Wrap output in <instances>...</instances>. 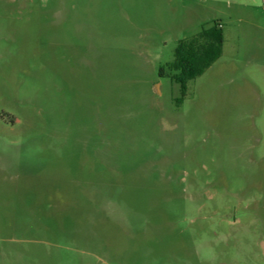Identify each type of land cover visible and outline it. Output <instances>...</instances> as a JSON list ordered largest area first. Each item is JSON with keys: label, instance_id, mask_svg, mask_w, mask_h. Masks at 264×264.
I'll return each instance as SVG.
<instances>
[{"label": "rangeland", "instance_id": "1", "mask_svg": "<svg viewBox=\"0 0 264 264\" xmlns=\"http://www.w3.org/2000/svg\"><path fill=\"white\" fill-rule=\"evenodd\" d=\"M0 264H264V0H0Z\"/></svg>", "mask_w": 264, "mask_h": 264}, {"label": "trees", "instance_id": "2", "mask_svg": "<svg viewBox=\"0 0 264 264\" xmlns=\"http://www.w3.org/2000/svg\"><path fill=\"white\" fill-rule=\"evenodd\" d=\"M224 32L222 25L217 22L210 28H203L189 40L180 41L174 53V60L167 67L160 69V77L171 74L172 80L180 85L182 103L189 82L202 76L223 53Z\"/></svg>", "mask_w": 264, "mask_h": 264}]
</instances>
